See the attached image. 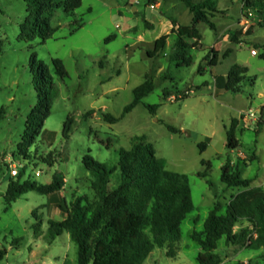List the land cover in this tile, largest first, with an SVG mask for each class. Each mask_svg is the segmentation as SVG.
<instances>
[{
	"label": "rangeland",
	"instance_id": "374dc122",
	"mask_svg": "<svg viewBox=\"0 0 264 264\" xmlns=\"http://www.w3.org/2000/svg\"><path fill=\"white\" fill-rule=\"evenodd\" d=\"M216 1L219 12L211 18L216 29L202 23L198 42L185 38L196 45L194 60L189 67H179V62L170 61L176 40L172 29L191 26L193 14L178 0H159L157 5L147 0H83L73 14L57 11L51 24L59 29L45 43L20 38L26 2L0 0V249L8 251L1 264H43L47 256L54 264H77V248L67 232L53 245L46 242L49 220L63 219L51 195L30 192L7 207L4 196L14 163L21 170L27 167L25 179L41 171L36 179L41 184L63 174L61 197L68 203L84 195L94 199V177L84 159L90 155L115 166L118 151L130 150L136 137L145 136L169 171L188 177L195 207L181 225L176 257L156 249L145 264H198L201 248L193 234L203 229L216 204L226 206L244 190L222 183L224 165L264 190V122L257 134L261 114L264 119V28L245 17L247 0ZM164 35L170 36L166 49L150 57L148 52ZM111 36L115 40L106 42ZM56 59L63 62L66 78L57 75ZM40 62L52 78L53 98L45 134L27 143V120L41 97L34 83ZM235 65L248 68L254 80L246 81L239 94L216 83V77H226ZM147 79L153 80L155 90L121 121L107 123L100 110L121 118L134 89ZM166 92L172 96L165 98ZM184 93L188 98L176 101L175 96ZM146 104L160 106L156 115ZM91 110L96 113L86 118ZM69 116L74 130L65 138ZM235 118L241 146L229 150L227 129ZM201 144L206 145L203 150ZM119 179L117 171L110 189ZM216 253L217 264H264V249L253 248L252 239L239 246L222 240Z\"/></svg>",
	"mask_w": 264,
	"mask_h": 264
},
{
	"label": "trees",
	"instance_id": "16d2710c",
	"mask_svg": "<svg viewBox=\"0 0 264 264\" xmlns=\"http://www.w3.org/2000/svg\"><path fill=\"white\" fill-rule=\"evenodd\" d=\"M26 2L27 16L21 26L20 38L26 42L39 39L42 43L54 37L58 27L51 24L57 11L73 14L82 6L83 0H23ZM149 5H157L159 0H147ZM184 3L193 14L191 26L178 25L172 29L176 36L171 62H179L178 66L193 64L192 51L196 45L187 44L185 38L198 42L201 39L197 27L205 23L212 30L216 25L211 18L219 12L216 0H178ZM244 15L255 26L264 28V0H247L244 3ZM169 35L160 37L155 42L150 57L157 56L167 47ZM115 40L109 37L106 42ZM230 53V51H229ZM264 58V55H263ZM34 62V59H32ZM56 73L66 78L68 72L61 60H54ZM34 68V67H33ZM40 73L34 83L40 92V101L27 120L24 141L31 143L35 137L45 134L44 120L49 116L53 98L52 78L48 68L39 63ZM35 69V68H34ZM45 72L47 74H45ZM246 67L235 65L228 75L216 77L217 86L234 94L242 92L246 81L254 83L248 77ZM46 75L48 77H46ZM156 86L152 79L136 87L133 101L124 108L121 118L102 110L107 123L116 124L130 114L149 96ZM182 94V93H179ZM172 96L166 92L165 98ZM176 101L188 98V94L175 96ZM145 107L152 115H156L159 105ZM96 113L89 111L85 117ZM263 114L257 126L264 122ZM74 119L69 116L64 124L63 136L69 138L74 130ZM239 120L233 119L227 129V148L236 150L241 146L237 137ZM173 133L179 131L168 126ZM205 144L200 147L203 150ZM86 169L93 175L91 188L94 199L84 195L68 203L61 197L64 189V176L56 173L49 184H41L34 176L25 179L27 167L17 178L10 177L8 189L4 196L7 207H11L21 196L30 192L51 195V203H55L61 211V221L49 220L46 242L52 245L65 232L77 248V264H145L156 249H166L167 256L175 258L177 245L182 240L181 225L195 209L189 179L186 175L173 173L166 168L164 159L158 158L154 146L145 136H138L130 150L120 149L115 166L96 161L92 156L84 159ZM119 171L118 184L110 189L112 177ZM221 181L228 188H243L226 205L216 204L210 211L204 227L195 232L193 240L198 243L201 252L197 257L198 264H217L216 253L219 244L225 240L228 246L244 245L252 239L255 249H264V190L252 187L253 180L243 179L239 170L231 171L229 164L222 167ZM210 184V182H209ZM8 255L7 249H0V264Z\"/></svg>",
	"mask_w": 264,
	"mask_h": 264
},
{
	"label": "built area",
	"instance_id": "2783aa9c",
	"mask_svg": "<svg viewBox=\"0 0 264 264\" xmlns=\"http://www.w3.org/2000/svg\"><path fill=\"white\" fill-rule=\"evenodd\" d=\"M252 55L257 56V51L252 50ZM20 167H21L20 165L18 166L15 163L12 165V168L10 170V175H11L12 178H17L18 177L19 173L21 172V168ZM41 176H42V172L39 171V172L35 173L34 178L37 179V178H40Z\"/></svg>",
	"mask_w": 264,
	"mask_h": 264
},
{
	"label": "crops",
	"instance_id": "0c3cea01",
	"mask_svg": "<svg viewBox=\"0 0 264 264\" xmlns=\"http://www.w3.org/2000/svg\"><path fill=\"white\" fill-rule=\"evenodd\" d=\"M253 56H254V55H253ZM54 243H55V242H54ZM54 243H53V244H54ZM53 244H52V245H53ZM47 258H48V256L46 257V259H42V260H43V264H54L53 261H51V260H49V259H47ZM33 264H35V263H33Z\"/></svg>",
	"mask_w": 264,
	"mask_h": 264
}]
</instances>
